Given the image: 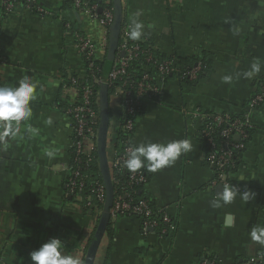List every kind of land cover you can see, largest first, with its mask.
Returning a JSON list of instances; mask_svg holds the SVG:
<instances>
[{"label": "crops", "instance_id": "0c3cea01", "mask_svg": "<svg viewBox=\"0 0 264 264\" xmlns=\"http://www.w3.org/2000/svg\"><path fill=\"white\" fill-rule=\"evenodd\" d=\"M2 2L0 86H18L28 77L37 88L29 104L32 116L21 122L22 135L0 150V264H31L29 253L51 238L60 239L63 254L78 257L81 264H200L205 256L238 264L264 253V246L249 236L252 228L264 227V103L249 114L252 132L228 177V185L253 198L246 201L237 194L220 208L211 202L224 185L216 182L205 159L199 137L203 119L194 117L196 110L230 116L246 111L264 75V0H110L128 32L134 14L141 13L144 35L137 42L164 57L207 63L194 85L175 75L165 82L160 98L144 104L135 120L134 146L184 139L192 144V151L170 167L156 172L144 167L141 196L173 223L164 237L144 232L134 217L111 220L106 207L87 208L66 189L72 144L66 108L78 93L69 81L74 78L79 86L87 76L74 34L90 39L101 61L113 29L102 48L100 25L67 0H36L43 15L21 4L7 14ZM253 63L261 71L247 79L243 73ZM223 76L233 79L224 83ZM99 89L94 97L100 156L95 166L105 178L123 113L118 97L108 95L104 84ZM28 127L36 133L27 132Z\"/></svg>", "mask_w": 264, "mask_h": 264}, {"label": "built area", "instance_id": "2783aa9c", "mask_svg": "<svg viewBox=\"0 0 264 264\" xmlns=\"http://www.w3.org/2000/svg\"><path fill=\"white\" fill-rule=\"evenodd\" d=\"M73 7L86 13L102 28L103 41L101 47L106 45L108 31L112 28L114 15L112 8L105 7L101 9V15L97 14L98 5L90 3V0H71ZM25 7L29 8L34 5L36 0H26ZM5 12L8 14L10 10L20 5L18 0H3L2 2ZM39 14L44 11L38 8ZM119 38L121 40L116 49V58L113 65L108 72L105 81L94 77L95 63L97 61V50L90 39L85 36L75 33L74 42L80 55L83 56L86 62L85 79L90 78L91 85L77 86L76 79H70V84L76 86L78 93L71 96V100L67 105L66 114L71 120V136L72 144L70 150V165L69 175L66 182V189L70 196L77 201L83 198L80 193L84 188V181L88 175H82L84 170H87L96 161V152L98 150V130H99V115L94 108V97L96 92L93 86H100L104 84L110 88L115 83L120 82L117 86L114 95L118 97V104L122 109V120L118 125L117 133H121L122 140L115 142L114 156L112 161V172L109 178L111 186L119 185L117 174L125 173L128 178V186L140 187L146 182V174L141 168L135 173L129 172L124 166V162L129 154L132 143V134L135 127V120L140 112V108L146 103H152L160 98L162 95V85L164 77L167 74L177 73L178 70L174 63L165 61L157 66V74L151 76L144 74L141 81L137 82L133 88L123 81L124 77L129 75L130 63L135 59L140 51L139 42L133 41L128 37V26L124 24L120 30ZM146 60H150L148 57ZM2 62L0 61V66ZM203 69L201 63L183 73L180 79H187L188 81H195L197 74ZM147 72V70L145 71ZM86 80V81H87ZM132 84V83H131ZM264 103V75L257 87L255 93L247 103L246 111L240 114V117L234 119L230 115H205L199 110L194 112V117L203 119V124L199 131V137L205 145V159L210 167L215 172L217 183L228 185V177L230 174L224 172L225 169L230 168L233 163L234 153L240 152L245 143L249 139V132L252 130V125L249 119L250 112L256 111ZM215 136L221 139V142L215 140ZM234 136V141L230 138ZM215 183V182H214ZM91 193L94 196H86L84 198L85 207H94L93 201L100 206H106V199L109 193H106L103 186L96 181L90 183ZM135 190L132 187L116 195L112 198L111 203L107 205V215L109 219L115 220L118 217H134L140 221L141 228L144 232L150 230L156 231L160 237L165 236L169 229L172 228V221L164 211H158L151 208L147 199L133 198ZM113 193V191H112ZM200 264H220L212 257H202ZM238 264H264V253L253 256Z\"/></svg>", "mask_w": 264, "mask_h": 264}, {"label": "clouds", "instance_id": "9594fccd", "mask_svg": "<svg viewBox=\"0 0 264 264\" xmlns=\"http://www.w3.org/2000/svg\"><path fill=\"white\" fill-rule=\"evenodd\" d=\"M141 13L134 14L131 21L129 39L140 40L144 35V24L139 21ZM261 71L259 63H253L250 70L243 73L247 79L253 78ZM231 76H223L222 82L230 83ZM37 85L28 77L22 78L18 86H0V146L6 150L10 139L21 136V122L27 121L32 116L29 107L30 101L36 98ZM51 119L47 121L51 124ZM32 134L35 129L30 127L25 129ZM192 151V144L188 139L174 140L167 143L145 142L131 147L129 154L124 162V166L129 172L135 173L141 168L146 167L151 172H156L165 167H170L180 158L182 154ZM52 155L51 152L48 153ZM237 194L242 199L253 198V193L239 190L234 185H224L222 191L217 194V199L211 202V207L220 208L233 202ZM250 240L256 244L264 246V227H254L250 231ZM64 243L58 238H51L41 245L37 250L29 253L31 264H81L78 257L63 254Z\"/></svg>", "mask_w": 264, "mask_h": 264}, {"label": "trees", "instance_id": "16d2710c", "mask_svg": "<svg viewBox=\"0 0 264 264\" xmlns=\"http://www.w3.org/2000/svg\"><path fill=\"white\" fill-rule=\"evenodd\" d=\"M90 1H91L90 3L98 5V7H99L98 11L100 10V12H97V14L99 16L101 15V9H104L105 7L112 8L113 15H114V21H113V25H112L113 28L112 29L115 32V34H113L114 32H112L107 39L108 40V48H107V52H106L103 60L96 61L95 65H94L95 66V70L93 73L94 77L99 78L102 81H105L107 79L108 72L110 71V69L113 65L114 59L116 58V54H117L116 49L121 42V40L119 38V35H120L119 29L122 28L123 24H121L122 22H120V24H119V22L117 21L119 19V17H117L118 9L113 4V2L110 3V0H90ZM18 2L21 5L27 4L26 0H18ZM28 5L32 11L39 14V12H38L39 7L36 5V3L34 5H30V3H29ZM67 5L74 8L71 0H67ZM43 14L44 13H41L40 15H43ZM139 47H140L141 53H139L138 56L131 61L130 68L128 70L129 75L127 77L123 78L124 82H126L128 85H132L131 88H133L134 85L137 84V82L141 81V78L143 77L144 74H149L151 76H155L157 74V66L159 64L165 62V61L174 63V66L177 68L178 72L172 73V74H167L164 77V82H167L168 80H170L175 75L176 77H178V79L181 82L186 83L188 85H194L197 81H199L200 78H202L205 75V70L207 69V67H206L207 63L203 59L194 61V60H190L187 58L164 57L162 55L154 53L148 46H146V44L139 43ZM148 57H150V60H146ZM197 63H201L203 65V69L200 71V73L197 74V79L195 81H188L185 78L180 79V77L183 76V73L185 71H189V70L193 69L197 65ZM146 70H147V72H145ZM86 80L87 79H84L83 81H79V83H80L79 87L91 85L90 78L87 81ZM119 83L120 82L115 83L110 88L107 87L108 95L113 94L115 92L117 86H119ZM76 84H77V82H76ZM100 86H102V85H100ZM100 86H96V85L93 86L94 91L97 92L98 90H100L99 89ZM140 110H141V108H140ZM236 117H240V114L231 116L232 119H234ZM251 132L252 131L249 132V137H250ZM230 139L232 141H234V136H231ZM116 140L117 141L122 140L121 133H117ZM215 140L218 143L221 142V139L216 137V136H215ZM98 151L99 150H97V152H96V161L99 160V158H100V156L98 155ZM237 158H238V152L234 153V157H233L234 163L230 168L224 170L225 173L231 175L232 173L235 172V170L237 169ZM142 169H143V173L146 174L145 169L144 168H142ZM111 172L107 173V176L104 178L103 173H101L100 171L97 172V168L95 166V163H93L91 165V167H89L87 170H84L82 172V175H86V176L88 175V177L85 179L83 191L80 193L81 197L83 198L79 202L81 205H84V206L86 205V202L84 200V198L86 196H92V199L95 200L94 196L91 193V186H90V183L95 182V181L99 185L103 186L106 193H109L108 197L106 199V206H104L106 208L108 207L107 205H109L111 203L112 198L116 195H119V193L122 192V189H125V191H128L132 187V189L135 190V192L133 194V198L135 200L141 199V198L145 199L144 197L141 196V193L139 191L140 187L128 186V178H127V174H125V173L117 174V179L119 180V185L111 186L110 181H109ZM112 191H113V193H112ZM93 203L96 207L100 208V206L96 203V201H93ZM148 203H149L150 207L153 208V206L149 200H148Z\"/></svg>", "mask_w": 264, "mask_h": 264}, {"label": "water", "instance_id": "95a60500", "mask_svg": "<svg viewBox=\"0 0 264 264\" xmlns=\"http://www.w3.org/2000/svg\"><path fill=\"white\" fill-rule=\"evenodd\" d=\"M98 12H100V10H99ZM112 28H113V27H112ZM150 231H152V230H150Z\"/></svg>", "mask_w": 264, "mask_h": 264}]
</instances>
